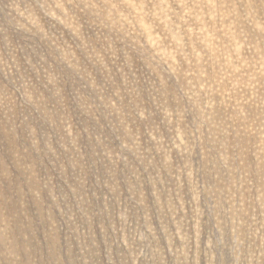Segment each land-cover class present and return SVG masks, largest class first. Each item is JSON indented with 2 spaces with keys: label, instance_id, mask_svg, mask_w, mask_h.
Masks as SVG:
<instances>
[{
  "label": "rangeland",
  "instance_id": "374dc122",
  "mask_svg": "<svg viewBox=\"0 0 264 264\" xmlns=\"http://www.w3.org/2000/svg\"><path fill=\"white\" fill-rule=\"evenodd\" d=\"M0 264H264V0H0Z\"/></svg>",
  "mask_w": 264,
  "mask_h": 264
}]
</instances>
